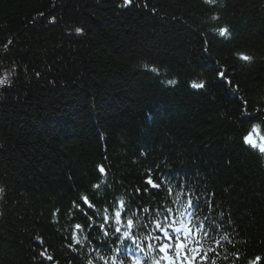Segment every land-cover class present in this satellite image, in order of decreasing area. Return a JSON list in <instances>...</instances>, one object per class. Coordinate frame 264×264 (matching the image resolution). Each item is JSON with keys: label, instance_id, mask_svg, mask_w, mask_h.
Wrapping results in <instances>:
<instances>
[{"label": "trees", "instance_id": "1", "mask_svg": "<svg viewBox=\"0 0 264 264\" xmlns=\"http://www.w3.org/2000/svg\"><path fill=\"white\" fill-rule=\"evenodd\" d=\"M217 69L264 113V0H0V264H119L80 197L149 218L175 199L149 173L200 197L209 264H264V157L241 143L264 115Z\"/></svg>", "mask_w": 264, "mask_h": 264}, {"label": "snow or ice", "instance_id": "2", "mask_svg": "<svg viewBox=\"0 0 264 264\" xmlns=\"http://www.w3.org/2000/svg\"><path fill=\"white\" fill-rule=\"evenodd\" d=\"M123 2L124 5H130L132 0H123ZM215 2L216 0H204L205 4H213ZM211 19L218 20V17L213 16ZM50 23H55V18ZM81 32L82 29H76L77 34ZM216 35L228 38L230 29L220 27ZM238 59L251 62L253 58L247 54H240ZM217 71L219 72V69ZM226 76V72H219L218 78L230 86L234 98L243 109L242 117L255 121L257 115H264V113L259 111L257 113H249L247 111V105L250 102L244 97L236 96L239 91V85H232V79H235V77L226 80ZM8 83V80L0 79V85ZM169 83L172 82L169 81ZM191 87L193 89H201L205 85L203 83H193ZM241 143L248 150L257 153L260 157H264V120L251 123L249 128L244 131ZM97 171L101 175H106V169L102 165L98 166ZM144 184V191L149 189L159 190L162 185H166L168 195H175V199L172 200L171 207L160 206L156 208L155 219H149L146 215L145 219L141 220L136 216V213L126 218L127 209L122 199L116 201L110 213L109 207L105 206L99 230L104 237H109V244L114 242L117 245L113 251L123 257V259H120L119 264H125V260H128L129 264H147V261H151V264H208V252L204 250L202 242L212 236V232L218 225L215 222L209 224L207 218L200 220L197 214L202 207L200 197L196 196L194 190L185 191V186L179 185V178L174 180L169 175L162 174L160 182L157 183L151 173H149L144 180ZM177 186L180 187L179 192H175ZM93 187L99 189L101 186L97 184ZM136 195L138 198L142 196L140 189L136 190ZM80 205L89 210L94 208L92 201L86 195L80 197ZM80 205H76V207L79 208ZM137 207L139 208L140 205ZM142 210L145 214H148L150 208L143 207ZM87 218L89 220L92 219L91 216ZM88 226L90 228L93 227L92 224ZM83 227L84 225L82 224L75 225L78 231ZM113 237L115 238L114 241L111 239ZM223 240H228V237H223ZM221 242L216 241L217 245ZM80 243L81 241L77 239L76 235H73L72 243L69 244V247H72V244ZM208 251L214 252L215 249H209ZM138 253H145V257L138 258ZM41 255H44V253H41ZM48 259H51V257H48ZM100 259L104 260L105 257L100 256ZM260 260L261 257L257 256L249 264H259ZM88 264H93V261L89 260Z\"/></svg>", "mask_w": 264, "mask_h": 264}, {"label": "bare ground", "instance_id": "3", "mask_svg": "<svg viewBox=\"0 0 264 264\" xmlns=\"http://www.w3.org/2000/svg\"><path fill=\"white\" fill-rule=\"evenodd\" d=\"M51 100H55V98H51ZM50 106H51V108L53 109L52 111L54 112V113H56V114H54V115H56V116H60V111L59 110H57L58 109V104H56V101L54 102V104H51L50 103ZM40 110H42L43 108H46V106H39L38 107ZM43 110H45V109H43ZM56 111V112H55ZM58 111V112H57ZM73 118H71V120H72ZM70 120V121H71ZM68 121L67 120H65V122H64V124H66ZM51 126V125H50ZM48 129H51L49 126H48ZM69 129H71V128H68V130ZM100 181H101V179H100ZM163 187V194H164V192H166V193H168L167 192V186L165 185H163L162 186ZM165 190V191H164ZM121 196V195H120ZM123 197V196H122ZM107 200H109V203L108 204H103V203H101L99 206H97L96 204H93L94 205V208H93V210H90L89 211V209H88V211H89V214H88V216H92L93 215V212H94V214H98V216L100 217L101 216V214L103 213V210H104V208H105V206L107 205L108 207H109V213L112 211V208L115 206V204H116V200H114V201H112L111 199H107ZM126 209H127V212H126V217L128 218V217H131L132 216V214L133 213H136V216L138 217V215H139V210L141 209V208H137L134 204H131V205H126ZM149 219H151L150 217H149ZM88 221L90 222V224H92V225H95V223L94 222H92L91 220H89L88 219ZM102 222V220L100 221V223ZM88 227V226H87ZM96 226H93V227H89V231H92L93 232V230L95 231V233H97L98 235H96L95 237H97L98 238V242H96V243H94V244H92V247L93 248H99V247H101V248H109L110 246L111 247H117V245L113 242V243H111V244H109L108 243V241H109V237H104L103 236V233L101 232V234H99L98 232V229H96L95 228ZM98 231V232H97ZM94 237V239H96ZM113 241L115 240V238L113 237V238H111ZM138 255V258H141V257H143L144 255H145V253H138L137 254ZM148 264H151V261L148 263Z\"/></svg>", "mask_w": 264, "mask_h": 264}]
</instances>
